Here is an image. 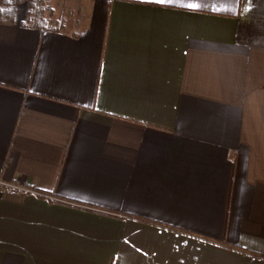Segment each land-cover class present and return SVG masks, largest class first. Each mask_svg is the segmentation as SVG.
Masks as SVG:
<instances>
[{"label":"crops","instance_id":"obj_1","mask_svg":"<svg viewBox=\"0 0 264 264\" xmlns=\"http://www.w3.org/2000/svg\"><path fill=\"white\" fill-rule=\"evenodd\" d=\"M50 2L0 12V264H264V0Z\"/></svg>","mask_w":264,"mask_h":264},{"label":"trees","instance_id":"obj_2","mask_svg":"<svg viewBox=\"0 0 264 264\" xmlns=\"http://www.w3.org/2000/svg\"><path fill=\"white\" fill-rule=\"evenodd\" d=\"M23 2L27 4L29 19L35 21L39 27L46 25L48 18L53 15L50 0H0V12L4 14L14 11L15 7Z\"/></svg>","mask_w":264,"mask_h":264},{"label":"snow or ice","instance_id":"obj_3","mask_svg":"<svg viewBox=\"0 0 264 264\" xmlns=\"http://www.w3.org/2000/svg\"><path fill=\"white\" fill-rule=\"evenodd\" d=\"M160 2H163V0H160Z\"/></svg>","mask_w":264,"mask_h":264},{"label":"rangeland","instance_id":"obj_4","mask_svg":"<svg viewBox=\"0 0 264 264\" xmlns=\"http://www.w3.org/2000/svg\"><path fill=\"white\" fill-rule=\"evenodd\" d=\"M53 1V0H52ZM57 14H58V12H57Z\"/></svg>","mask_w":264,"mask_h":264}]
</instances>
